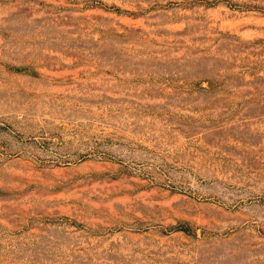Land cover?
I'll return each mask as SVG.
<instances>
[{
	"label": "rangeland",
	"instance_id": "374dc122",
	"mask_svg": "<svg viewBox=\"0 0 264 264\" xmlns=\"http://www.w3.org/2000/svg\"><path fill=\"white\" fill-rule=\"evenodd\" d=\"M0 264H264V0H0Z\"/></svg>",
	"mask_w": 264,
	"mask_h": 264
}]
</instances>
